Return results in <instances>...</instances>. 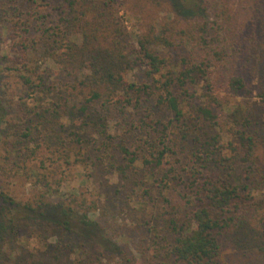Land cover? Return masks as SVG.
<instances>
[{"label":"rangeland","instance_id":"rangeland-1","mask_svg":"<svg viewBox=\"0 0 264 264\" xmlns=\"http://www.w3.org/2000/svg\"><path fill=\"white\" fill-rule=\"evenodd\" d=\"M163 1L162 7L151 0H126L123 6L117 2L118 22L127 34L156 32L173 21L166 15L167 0ZM195 1L206 11L189 20L193 25L206 24L210 45L219 44L223 50L218 55V73L224 78L241 77L249 92L224 97V112L237 110L235 128L252 137L253 156L247 160V146L229 133L221 134L220 151L231 158L228 180L245 187L240 190L239 212L243 209L246 218L236 221L221 238L220 264H264V100L260 97L264 93V0ZM10 4L0 0V192L17 209L0 201V220L9 219L13 227L0 239V264H72L74 257L71 263L66 260L69 252L60 262L51 261L44 250L53 242L51 233L39 235L44 228L20 220L23 208L34 209L40 201L63 203L65 197L76 212H88L105 226L106 235L118 244L119 252L107 255L106 264H156L150 253L147 257L144 253L151 245L150 229L158 221L160 207L144 191L152 189L153 198L151 166L145 160H151L150 145L156 142L155 121L168 124L170 115L145 97L138 106L135 97L131 104L97 101L84 110L69 103L70 79L51 57L58 2ZM185 54L182 49L170 52L173 61ZM145 72V65H137L124 81L151 84ZM170 141L165 166L186 178L193 144L174 134ZM121 146L136 154L134 168L126 167Z\"/></svg>","mask_w":264,"mask_h":264},{"label":"trees","instance_id":"trees-1","mask_svg":"<svg viewBox=\"0 0 264 264\" xmlns=\"http://www.w3.org/2000/svg\"><path fill=\"white\" fill-rule=\"evenodd\" d=\"M17 1L20 0H10V5ZM56 1L58 23L50 36L51 57L53 64L70 79L66 100L84 110L97 101L131 104L135 97L138 106L146 101L143 97L152 98L170 115L168 124L155 121L156 142L150 145L151 160H145L151 166L148 177L155 194L152 198V189L144 191L148 199L160 206L158 221L150 229L151 245L148 252L144 251L146 257L150 253L156 264H220L221 238L236 221L246 218L243 209L244 216L239 212L243 202L240 190L245 187L231 185L228 180L231 158L220 151L221 134L229 133L247 146V160L253 156V147L252 137L235 128L237 110H223L225 96L249 93L245 82L239 76L224 78L218 73L221 46L210 45L206 24L193 25L189 20L199 18L206 9L195 0H167L166 15L173 21L156 32L128 36L118 22L119 10L115 8L117 2L123 6L126 0ZM151 1L157 7L165 5L163 0ZM179 21L182 27H178ZM178 49L186 54L173 61L170 52ZM137 65H145V76L151 84L125 83L124 76ZM23 80L26 86L30 84L28 78ZM260 97L264 100V93ZM227 124L230 128L225 130ZM172 134L181 140L190 139L194 147L186 178L165 166ZM119 151L126 167L134 168L136 154L124 146ZM0 201L17 209L2 192ZM63 201H40L34 209L23 208L20 220L44 228L39 235L51 233L52 244L44 246L51 261L58 263L69 252L66 260L70 262V257H74L72 264H106L107 255L119 252L118 244L88 212H76L73 202L66 197ZM12 229L9 219L0 220V239ZM261 230L264 233V221Z\"/></svg>","mask_w":264,"mask_h":264}]
</instances>
